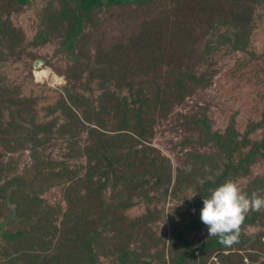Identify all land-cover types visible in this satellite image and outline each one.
I'll list each match as a JSON object with an SVG mask.
<instances>
[{"label":"rangeland","instance_id":"rangeland-1","mask_svg":"<svg viewBox=\"0 0 264 264\" xmlns=\"http://www.w3.org/2000/svg\"><path fill=\"white\" fill-rule=\"evenodd\" d=\"M28 1L29 3L27 1L22 3L17 0L16 3H12V0H0V15H3V19L11 20L13 27L7 30L3 23H0V48L5 53H15L7 57L5 69L7 86L13 92L5 94L0 99V114H2L0 136L10 132L13 134L15 131H17L14 133L16 135L23 133L25 128L21 129V126L16 124L17 121L13 119L16 117L28 123L34 120L37 124H49V127L41 129L44 132L47 131V135L56 124L51 140L66 142L71 135L74 140L81 136L85 137V134L91 132V127H98L107 118V128L101 130L108 137L102 140L103 148L101 147L106 157H113L115 163L119 162L125 168L133 166L131 172L143 178L144 181H151L152 185L159 182L160 178L162 181L169 177L174 180L183 168L190 173L199 160L198 163H202L214 177L219 178L223 172L229 171V176L234 177L233 180L237 181L242 191L249 196L253 191L264 196V28L263 30L261 28V26L264 27V20L261 19V15L256 14V12L264 13V0H240L241 3L244 1V9H236V12L228 15L226 20L217 15H205V11L201 14L194 1L192 6L181 5L185 12L176 14L175 12L181 9L179 5H167L157 0H142L140 6H117L102 0L104 8L99 9V14L98 9L94 11L100 18V22H94L93 30H87L79 36L84 49L79 47L78 51L84 50L85 53L80 63L84 62V65L70 61L65 51L60 48L61 38L46 39V44L31 43L38 37L39 26L36 25V21H39L38 17L44 16L48 7V13L57 15L59 12L55 11L58 8L61 9L63 4L61 0ZM68 1L70 0L66 3ZM36 7H38L37 12L34 11ZM180 18L186 19L188 23L195 26V29L191 26L180 31L177 28L174 29L170 19ZM30 19H34L35 25L30 24ZM161 25L165 28L160 27ZM168 29L175 33L176 38H182L180 34L184 33L183 43L180 44V48L184 51L191 52V49L196 53L207 51L209 57L215 58L217 72L211 87H193L188 84L189 88L184 91L185 85L175 79L172 73L158 71L153 73L148 70L147 58L155 59L147 55L149 36L154 33L156 38L169 39L172 36ZM139 30L140 33H149L148 38L144 37L146 41L141 46L139 40L133 39L135 35H139ZM18 31L22 34L20 35ZM191 36L192 38L189 39L188 37ZM101 37H103V48L109 50L115 45L132 51L134 64L142 63V68L147 70L146 77L149 84L146 89L148 93L146 109L152 110L153 104L154 108L157 106L158 108L153 109L141 123L139 119L133 120L132 128H139L137 131H120L123 121L121 114L95 116L88 114L90 112L88 103L78 95L67 96L65 110L63 103L57 106L66 97L64 95L68 88L82 79L90 82L94 93L97 91L96 86H101L100 80L95 79V76L103 63L96 64L95 55L92 56L88 66L86 63L90 55L98 53L96 45L98 38ZM174 42L175 40H170L173 49ZM130 44L133 45L134 51L129 48ZM175 50L177 51L176 48ZM37 62H40L38 66ZM185 67L186 65L184 69ZM43 72H46L45 77L38 78V75ZM107 74L110 72L108 68H105L98 76L104 78ZM31 75L32 83L27 85L25 78ZM116 87L117 83H113L110 90L114 92ZM157 89H162L160 96L165 95L160 102L155 101ZM101 96L99 94L95 97L101 98ZM85 98L89 99V96ZM140 127L146 128L143 132L144 144L138 139ZM247 129L249 131L254 129L255 137L252 141L238 136L240 133L247 135ZM78 131L82 133L74 137ZM94 140L97 142L95 138ZM13 141L14 139L8 138V145L0 141V163L5 165L6 170L11 171L7 173L5 179H0V187L14 174H22L24 169L29 167L24 178L26 180L31 178L29 182H32V186L37 182L36 196L40 202L44 203L42 207H39L41 203L35 202L33 210L46 209L47 205L54 207L55 225L58 231L61 230L57 238L60 242L49 249L53 250L54 247L58 255L52 260L53 264H119L120 262L175 264L180 261L178 254L182 252L176 251L174 244L168 247L165 236L171 235L168 224L161 221L156 225L144 226L141 222V231L137 232L138 224L133 225L136 216L140 215V218H144L148 210L153 209V206L144 207L142 203L147 204L144 199H140V192L135 205H140L142 208L130 209L125 213L134 229L131 240L126 244L113 245L118 259H111L110 243L80 240L81 232H75L73 224L78 225V222L81 225L84 224L82 211L77 213V223H63L66 211V204L63 201L64 187L54 185L53 175H48L46 168L32 169L30 151L10 153L11 148H16ZM70 148V144H66L65 149L63 147L58 153L61 156L60 161H65L70 156L78 166H87L85 153L79 156L69 152ZM98 148L97 146L96 149ZM135 157L142 160L145 158L144 162L149 164V167L139 165L134 160ZM160 158L166 161L161 163ZM57 160L53 158V161ZM94 163L98 165V162ZM171 166L174 170H170ZM70 167L75 170L72 166ZM157 168L163 171L157 173L154 171ZM157 190L160 192L159 189ZM159 192L155 190L150 196L157 200L160 197ZM107 195L114 197L111 193ZM21 197L22 195L19 194L16 199ZM2 200L0 195V203ZM59 210L62 212L59 213ZM85 213H87L86 210ZM251 213H249L250 216H252ZM43 214L41 211L27 212L21 223L22 221H17L15 217L12 221H8L9 209L4 212L0 210V224L4 221L8 222V225L1 226L0 233L10 231L14 234L17 230H23L24 226L27 227L31 222L36 225L44 217ZM113 217L114 214H110V220ZM125 225L130 228L128 223ZM105 227H107L106 224ZM241 231L245 232L240 233L239 242L228 246L227 249L230 251L205 253L198 259L197 264H264V215H261L253 225H247ZM28 232V243L19 245L23 250H29V253L42 254V245L39 242L35 243L34 237L43 235V229L38 227L35 233L29 229ZM70 234L78 237L74 244L67 245L64 237ZM159 235L161 237L158 242ZM137 240L140 244L136 243ZM142 252L145 254L141 256ZM164 256L168 260L173 259V263H163ZM123 257L125 259H122ZM154 260L157 262L155 263Z\"/></svg>","mask_w":264,"mask_h":264},{"label":"trees","instance_id":"trees-1","mask_svg":"<svg viewBox=\"0 0 264 264\" xmlns=\"http://www.w3.org/2000/svg\"><path fill=\"white\" fill-rule=\"evenodd\" d=\"M20 1L22 3H26V1L29 3L28 0ZM66 1L67 0H61V2L63 4L65 2L66 5L61 4V9L58 8L55 11L59 12L57 15L48 13V7L45 15L38 17L39 21H36V25L39 26L38 37L31 43L33 45L41 43L46 44V39L61 38L60 48H62V51H65L70 61L84 65V62L80 63L85 53L84 50L83 52L78 51L79 47L84 49L79 36L87 30H93L95 28L94 22H100V18L94 11L98 9V13V11H100L99 9L104 8V5L102 4V0H70L68 3H66ZM106 1L117 6H140V1L142 0ZM157 1L167 3V5H179L180 7L183 4L192 6V2L194 1L201 14L205 11V15H217V17L226 20L228 15L230 16L232 13L236 12V9H244L245 0L242 3V0ZM16 2L17 0H12V3ZM32 7L33 6H31V8ZM34 11L37 12L38 7H36ZM183 11L181 7V9L175 13L179 14ZM256 14L258 16L261 15V19L264 20V13L256 12ZM10 21L9 19H3V15H0V23H3V26L7 30L13 28ZM170 21L173 23L174 29L177 28L179 31L188 29L190 26L195 29L194 25L188 23V21L183 18L170 19ZM260 21L263 23L262 20ZM29 22L31 25H35L34 19H30ZM160 27L165 28L162 25ZM261 28L263 30L264 27L261 26ZM62 31H64V34H62ZM168 31L172 36L169 37V39L175 40L174 43L177 51L175 48L173 49L169 39L156 38L154 33L151 34L149 36L151 42H148L146 49L148 57H154L155 59L150 60L147 58L148 70L153 73L157 71L160 73L167 72V74L172 73L175 75V79L185 85L183 86L184 91L189 88L188 84L193 87H211L217 72L215 69L217 65L215 58L209 57L207 51L201 53H196L192 51V49L191 52L188 50L184 51L180 48V44L183 43V38L185 36L184 33L180 34L182 38H176L174 32L170 29H168ZM18 32L20 35L22 34V32ZM148 34L147 32L140 33L139 30V35H135L133 39L136 41L139 40L141 46L142 43L146 41V38H148ZM253 35L254 33L251 35V39ZM188 38L191 39L192 36ZM102 43L103 37L98 38L96 45L98 53H93L86 60L88 66L92 61V56L95 55V63H103V66L99 68L98 74L95 76V79L100 80L101 86H96L97 91L94 93L91 89L92 87H90V82L82 79L79 83L76 82L68 88L69 91L67 90L66 95H64L66 97H64L57 106L63 103V109L65 110L67 96L78 95L79 98L82 100L85 99V102L88 103L90 111L88 114L94 116L108 115L111 113L121 114L123 121L120 131H137L139 128H132L133 120L139 119L141 123L153 109L158 108V106L154 108L153 104L152 110L149 108L146 109V96L148 94L146 89H148L147 86L149 84L146 77L147 70L142 68V63L134 64L135 59L132 56V51L115 45L109 50H106L102 47ZM128 46L133 50V45L130 44ZM0 52H2L0 53V99H2L5 94L13 92L11 88L7 86V77L5 73L7 57H10L12 53H5L1 48ZM16 54L20 56L19 53ZM12 55H15V53ZM185 65L186 67L184 69ZM105 68L109 69L110 74H107L104 78H99L98 75L101 74ZM32 79V75L25 78L26 84L30 85ZM113 83H117V89L114 92L110 90ZM161 93L162 89H157L155 93L156 102H160L162 97H165L164 94L160 96ZM99 94L102 95L101 98L95 97ZM85 96H89V99L85 98ZM1 116L2 114H0V117ZM13 119L17 121L16 124L21 126V129L25 128V130L21 135L14 134L17 133V131L13 134L11 132L6 133L0 136V141L8 145V138L14 139L12 143L16 145V148H9L10 153L14 154L19 151H30L32 169L46 168L49 172L48 175H53L54 185L64 187L63 201L66 204V211L63 223H77V213L82 211V221L84 224L81 225L80 222H78V225L73 224L74 231L77 233L81 232V236L79 237L80 240L110 243L111 259H118L115 255V248L113 245L116 243L126 244L132 238L134 229L131 220L127 219L128 216L125 215V213L130 209L142 208L140 205H135V203L138 202L139 192L140 199H144L145 203L148 205L142 203L144 207L149 208L153 206V209L148 210L144 218H140V215L136 216L133 225L138 224L136 230L140 233L141 222L144 226L156 225L161 221H163L164 224H168L171 230L170 237H168L167 234L165 235L168 247L174 244L176 251L182 252L178 254V258L181 262L178 261L175 262V264H197L198 259L202 258L205 253H216L217 251L223 253L225 251H230V249H227L228 246L226 247L220 243L218 237H209L207 226L200 220L203 199L210 195V189L220 186L229 179L233 180L234 177L229 176V171L223 172L219 178H216L208 172V169L202 163L199 164L198 160L190 173L183 168L179 171V175L174 180H171L169 177V179H164V181H162L160 178L159 182L157 181L152 185L151 181H144L143 178H139L136 174L132 173L133 166L125 168L121 163H115L113 157H106L101 147L103 148L102 140L108 137L106 134L102 133L101 130L107 128V118L104 122L100 123L98 127H91V132L85 134V137L81 136L74 140L73 135H71L66 142L51 140L56 124L47 135V131L44 132V130L41 129L42 127H49V124H37L34 120L28 123L26 120H19L16 117ZM204 123H206V121ZM145 130V127H140V135H137L138 139H140L143 144V132ZM81 133L82 131H78L74 137ZM253 135H255L254 129H252V131L247 129V135H242L240 133L238 136H241L244 140L252 141L255 137ZM255 143L257 144L258 142ZM66 144H70L71 146L69 152L71 151L79 156L85 153V156H87V166H78L72 161L70 156L67 160L60 161L61 156L58 153L62 151L63 147L65 149ZM97 146L99 147L98 149H96ZM66 151L68 152V150ZM53 158H57L58 160L53 161ZM144 159L145 158H143V160L138 157L134 158L142 167H149V164L144 162ZM165 161L166 159L164 158L159 159L161 163ZM94 162H98V165ZM70 166L75 170H72ZM173 166L170 167V170H174ZM28 168L29 167H26L22 174H14L10 180L0 187V195L3 198L0 203V210L4 212L6 209H9L10 215L8 221H12L15 217L17 221H22L21 223H23L24 214L27 212L37 213L41 211L44 213V217L40 219L36 225H34V222H31L27 227L24 226L23 230H17L14 234L10 233V231H2L0 233V264H53L52 260L56 259V256H58L54 247L53 250H49L52 248V245H56L57 242H60L57 238L61 230L58 231L55 225V208L47 205L46 209L37 208L33 210V204L35 202H40V199L36 196L38 188L37 182L32 186V182H29L31 178L27 179L28 181L24 178V174ZM52 170L55 172H51ZM226 170L230 169L226 168ZM154 171L160 173L163 169L160 168L158 170L157 168ZM8 172L11 171L6 170L5 165L0 163V179H5ZM37 172H40V170H37ZM136 177L139 178L138 182ZM157 189H159L160 192ZM155 190L160 193V197L157 200L150 196ZM108 193H111L114 197L108 196ZM19 194H21L22 197L16 199ZM122 202L124 203L122 204ZM40 203L41 206L39 207H42L44 203ZM85 210L87 213H85ZM262 211H264V209L253 211L252 213L249 211L252 216H250L249 213L246 215L241 225V230L247 225H253L261 215H264ZM61 212L62 211L59 210V213ZM110 214H114L111 220ZM256 214L260 215L257 216ZM126 223L130 225V228L125 225ZM105 224L107 227H105ZM2 225H8V222L4 221L3 224H0V230ZM38 227L43 229V235L37 238L34 237V240L35 243L39 242L42 245L41 249L43 252L42 254H40V252L29 253V250H23L19 244H27L29 241L28 229L32 233H35ZM85 230H87V232ZM241 230L240 233L245 232ZM82 231H85V233H82ZM77 237L78 236L70 234L68 237H64V241L67 245L74 244ZM160 237L159 235L158 242ZM136 243L140 244L138 240ZM144 254L145 252H142L141 256ZM166 256L162 257V262L173 263V259L168 260ZM40 259L41 261L39 262ZM122 259H125V257ZM154 262L156 263L157 261L154 260ZM119 264L126 263L120 262Z\"/></svg>","mask_w":264,"mask_h":264},{"label":"clouds","instance_id":"clouds-1","mask_svg":"<svg viewBox=\"0 0 264 264\" xmlns=\"http://www.w3.org/2000/svg\"><path fill=\"white\" fill-rule=\"evenodd\" d=\"M209 192L200 211V220L207 226L209 237H218L225 246L238 243L246 215L249 211L264 209V196L257 191L249 196L237 181L231 179Z\"/></svg>","mask_w":264,"mask_h":264},{"label":"bare ground","instance_id":"bare-ground-1","mask_svg":"<svg viewBox=\"0 0 264 264\" xmlns=\"http://www.w3.org/2000/svg\"><path fill=\"white\" fill-rule=\"evenodd\" d=\"M45 73H46V72H43L42 74H39V75H38V78H43V77H45ZM47 74H48V73H47Z\"/></svg>","mask_w":264,"mask_h":264},{"label":"water","instance_id":"water-1","mask_svg":"<svg viewBox=\"0 0 264 264\" xmlns=\"http://www.w3.org/2000/svg\"><path fill=\"white\" fill-rule=\"evenodd\" d=\"M40 64V62H37L36 65L38 66Z\"/></svg>","mask_w":264,"mask_h":264}]
</instances>
